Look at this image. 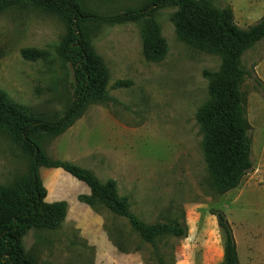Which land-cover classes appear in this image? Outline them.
<instances>
[{
    "label": "rangeland",
    "instance_id": "374dc122",
    "mask_svg": "<svg viewBox=\"0 0 264 264\" xmlns=\"http://www.w3.org/2000/svg\"><path fill=\"white\" fill-rule=\"evenodd\" d=\"M150 0H82L92 13L113 15ZM231 7L240 28L264 14V0H202ZM165 7L154 13L167 44L159 62L142 53L143 21L89 27L91 44L108 70L113 100L90 103L74 124L42 144L53 160L91 171L104 183L113 180L130 211L145 223L184 220L187 236L160 237L156 249L144 242L125 218L101 205L79 200L88 187L62 169L40 168L46 202H65L67 214L54 231L31 230L23 246L38 264H222L223 239L215 212L232 228L239 264H264V38L244 50L241 66L251 76L241 85L250 125L252 169L240 185L218 192L203 154L196 120L209 97L205 73L219 70L218 56L182 42ZM64 21L34 8L13 7L0 13V90L32 111L56 117L73 93L69 63L56 48L65 36ZM23 49L46 53L37 60ZM117 81L128 85L113 88ZM28 161L0 131V185L27 172Z\"/></svg>",
    "mask_w": 264,
    "mask_h": 264
},
{
    "label": "trees",
    "instance_id": "16d2710c",
    "mask_svg": "<svg viewBox=\"0 0 264 264\" xmlns=\"http://www.w3.org/2000/svg\"><path fill=\"white\" fill-rule=\"evenodd\" d=\"M168 6L175 9L171 21L177 37L195 50L216 55L221 60L218 71L205 73L209 97L198 109L195 120L201 128L203 154L215 189L220 193L236 189L252 169L250 125L241 91L244 78L251 74L241 66V56L244 50L264 38V14L244 29L236 25L231 7L217 8L202 0H150L140 8L113 15L92 13L82 0H0V13L13 7H30L64 21L66 33L56 53L71 65L73 74L72 98L56 117L32 111L0 90V131L28 161L27 172L22 177L9 186L0 185V264H38L25 251L23 238L31 230H57L66 217L65 202H46L40 168L62 169L84 183L90 195L79 197L81 202L101 205L113 215L125 218L132 230L155 249L160 237L187 236L184 220L143 222L130 211L128 199L118 195L113 180L102 183L87 169L49 158L42 147L46 138L58 136L71 127L88 104L113 100L108 92V70L92 48L89 27L143 21V57L149 62H159L166 55L167 44L154 13ZM21 53L24 59L33 61L46 55L36 49H23ZM256 81L264 95L263 84ZM127 83L117 81L113 88ZM211 214L222 234L221 263L239 264L230 223L222 212Z\"/></svg>",
    "mask_w": 264,
    "mask_h": 264
}]
</instances>
